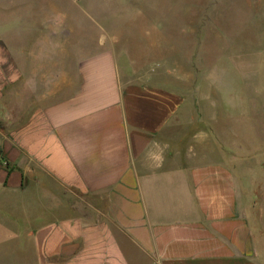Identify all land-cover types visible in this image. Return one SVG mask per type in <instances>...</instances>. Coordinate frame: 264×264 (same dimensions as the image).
Here are the masks:
<instances>
[{
  "label": "crops",
  "instance_id": "crops-1",
  "mask_svg": "<svg viewBox=\"0 0 264 264\" xmlns=\"http://www.w3.org/2000/svg\"><path fill=\"white\" fill-rule=\"evenodd\" d=\"M47 1L99 24L122 19L106 5L133 0ZM51 22L33 36L22 30L18 50L0 36V198L10 197L0 201V229L19 230L0 255L19 264H264V231L236 203L264 196L248 176L255 145L234 141L226 125L254 114L264 136V94L252 103L249 83L236 90L221 62L207 92L199 80L185 87L170 59L178 51L151 33L137 31L136 48L116 26L76 32ZM259 147L253 166L263 172Z\"/></svg>",
  "mask_w": 264,
  "mask_h": 264
},
{
  "label": "rangeland",
  "instance_id": "rangeland-1",
  "mask_svg": "<svg viewBox=\"0 0 264 264\" xmlns=\"http://www.w3.org/2000/svg\"><path fill=\"white\" fill-rule=\"evenodd\" d=\"M66 5L67 3H59L58 10L54 11L47 0H25L24 3L22 0H0V36L18 50L17 44L22 43L20 37L22 30L30 31L29 34L33 36L38 24L48 17L52 18L51 26L66 24L74 27L76 32H82L84 28L98 31L102 26L107 28L116 26L125 30L128 37L131 33L136 41L133 43L138 45L136 48H142V43L138 41L141 37L138 39L139 34L136 32L144 31L151 33L154 39L158 43L161 41V45L166 48L178 51L170 59L180 67L179 71L186 75L185 87L190 88L192 80L195 81L193 83L199 80L201 87L207 92L209 72L214 70L215 66L219 67L221 62L228 72V80L230 82L236 80V90L241 92L247 81L249 89L248 91L243 89L245 94L246 92L249 94L252 103H260L259 94H264V86L259 84L261 77H264V0H133L121 6L106 5V12L110 15L117 12L118 17L122 19L103 21L99 24L91 21L85 23V19L81 20L78 13L65 11ZM197 37L200 40L198 45ZM192 39L195 41L194 44H188ZM17 54L22 57L23 52L17 51ZM9 55L12 59L13 54H8V57ZM123 55L125 59L132 57L152 61L147 54ZM170 71L173 72L175 69ZM262 119L263 117L249 114V117L241 116L238 120L234 117L231 122L228 120L226 125H231L235 131L232 130L234 141L236 138L241 140L248 138L249 143L256 147L257 144L264 143L260 127ZM224 122L217 121V127L224 125ZM255 147L248 151L249 155L254 157V160L249 159L253 164L257 162V157L263 154L260 147ZM244 151L247 152L244 149L241 153ZM253 164L250 165L248 174L253 181L249 183L256 190L264 189V170L257 171ZM257 179L261 181L258 182ZM5 198L10 197H2L0 201H4ZM236 203L250 216L254 227L264 231V196L238 197ZM4 208L7 210V207ZM18 231L17 228L0 229V251L1 241ZM0 264L19 262L16 259L7 260L0 255Z\"/></svg>",
  "mask_w": 264,
  "mask_h": 264
}]
</instances>
